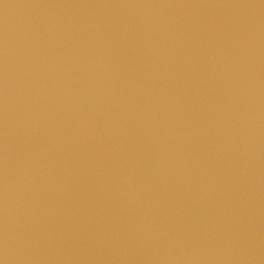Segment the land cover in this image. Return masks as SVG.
<instances>
[{
  "label": "water",
  "instance_id": "water-1",
  "mask_svg": "<svg viewBox=\"0 0 264 264\" xmlns=\"http://www.w3.org/2000/svg\"><path fill=\"white\" fill-rule=\"evenodd\" d=\"M0 260L264 264V0H0Z\"/></svg>",
  "mask_w": 264,
  "mask_h": 264
},
{
  "label": "clouds",
  "instance_id": "clouds-1",
  "mask_svg": "<svg viewBox=\"0 0 264 264\" xmlns=\"http://www.w3.org/2000/svg\"><path fill=\"white\" fill-rule=\"evenodd\" d=\"M0 264H6V260H0Z\"/></svg>",
  "mask_w": 264,
  "mask_h": 264
}]
</instances>
